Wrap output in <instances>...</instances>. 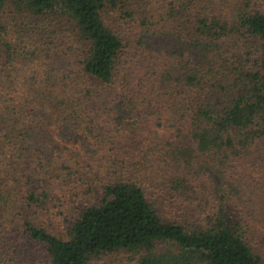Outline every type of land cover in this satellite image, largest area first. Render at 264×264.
<instances>
[{
	"label": "trees",
	"instance_id": "obj_1",
	"mask_svg": "<svg viewBox=\"0 0 264 264\" xmlns=\"http://www.w3.org/2000/svg\"><path fill=\"white\" fill-rule=\"evenodd\" d=\"M0 264H264V0H0Z\"/></svg>",
	"mask_w": 264,
	"mask_h": 264
},
{
	"label": "rangeland",
	"instance_id": "obj_2",
	"mask_svg": "<svg viewBox=\"0 0 264 264\" xmlns=\"http://www.w3.org/2000/svg\"><path fill=\"white\" fill-rule=\"evenodd\" d=\"M109 19H110L111 22H114V18H113V17H109ZM107 22H108V21H107ZM108 23H110V22H108ZM114 24H115V23H114ZM68 146H69V147H73V145H72L71 143H69ZM212 201H214V199H213ZM200 202H201V207H194V210H189V213L186 215V217H187L188 219H189V217H190L191 215H192V216L195 215L196 217L199 216V215H200V211H201L204 207L207 206L206 203H203L204 201H202V199H201ZM194 204H195V202H194ZM190 214H191V215H190ZM6 215H7V214H6ZM9 216H10V215L6 216L5 218L8 219ZM196 217H195V218H196ZM191 219H192V217H191ZM196 219H197V218H196ZM12 221H14V219H13ZM13 223H14V222H13ZM13 223H12V224H13ZM57 227H58V228H57ZM57 227H52V229H53V230H56V231H57V230H61V228H59L60 226H57Z\"/></svg>",
	"mask_w": 264,
	"mask_h": 264
}]
</instances>
